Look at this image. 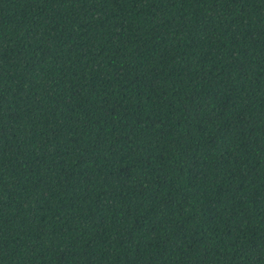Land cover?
Listing matches in <instances>:
<instances>
[{
  "label": "trees",
  "instance_id": "trees-1",
  "mask_svg": "<svg viewBox=\"0 0 264 264\" xmlns=\"http://www.w3.org/2000/svg\"><path fill=\"white\" fill-rule=\"evenodd\" d=\"M0 264H264V0H0Z\"/></svg>",
  "mask_w": 264,
  "mask_h": 264
}]
</instances>
